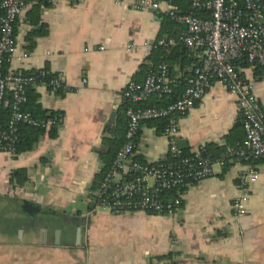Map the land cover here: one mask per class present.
Returning <instances> with one entry per match:
<instances>
[{"label":"crops","instance_id":"obj_1","mask_svg":"<svg viewBox=\"0 0 264 264\" xmlns=\"http://www.w3.org/2000/svg\"><path fill=\"white\" fill-rule=\"evenodd\" d=\"M26 1L6 69L59 77L62 94L42 86L34 91L43 109L63 115L54 137L44 133L17 155L0 152V199L27 200L61 218L55 222L51 214L27 213L7 201L10 209L0 211V264H264V159L237 155L241 114L221 83L180 119L183 150L207 149L215 173L185 189L177 215L110 213L96 204L105 168L100 151L124 140V86L143 80L158 39H177L186 27L169 17L167 5L140 10L135 0ZM176 4L189 8L188 0ZM239 71L255 79L264 105V78L254 67ZM173 73L174 80L183 75L177 66ZM166 151L162 130L145 122L135 138L137 159L155 161ZM19 169L20 177L14 175ZM242 172H249V196L246 213L236 216Z\"/></svg>","mask_w":264,"mask_h":264},{"label":"built area","instance_id":"obj_2","mask_svg":"<svg viewBox=\"0 0 264 264\" xmlns=\"http://www.w3.org/2000/svg\"><path fill=\"white\" fill-rule=\"evenodd\" d=\"M55 5L61 1L44 0ZM26 0H0V115L9 106L6 129L0 130V152L15 155L20 124L47 126L23 109L28 86L62 88L59 77L44 81L42 71L23 73L5 71V64L17 50L15 24L21 19ZM189 11L183 12L176 0H135L140 10H158L166 4L169 17L186 27L177 39H158L155 46L183 44L195 50L198 63L191 69L181 94L166 105L140 106L153 95L170 96L174 79L166 64L160 63L146 72L143 80H129L122 90L125 108V142L94 191L96 204L110 213L146 212L175 216L182 209L185 189L214 175L215 161L198 148L188 154L179 147L180 119L185 116L215 82L221 83L235 97L241 114L244 139L236 148L245 160L264 159V109L255 92V79L236 70L235 63L245 59L250 66L264 71V0H188ZM204 10L207 15L200 16ZM129 44L128 47H131ZM102 48V47H100ZM27 57V53L22 54ZM10 93V100L7 95ZM163 120L162 135L167 151L155 161L135 158V138L142 125ZM249 172L238 177L239 195L233 201L236 216L246 213Z\"/></svg>","mask_w":264,"mask_h":264},{"label":"trees","instance_id":"obj_3","mask_svg":"<svg viewBox=\"0 0 264 264\" xmlns=\"http://www.w3.org/2000/svg\"><path fill=\"white\" fill-rule=\"evenodd\" d=\"M189 3V2H188ZM189 5V4H188ZM186 9V8H185ZM189 11L184 10L183 12ZM200 16L207 15L204 10H200L197 12ZM263 17H264V2H263ZM152 62L151 67L147 68V71L151 68H155L158 64L164 63L169 68V75L172 79H174L173 69L175 66L179 67L180 71L183 72V75L179 78L174 80L173 86V93L170 96L165 95H153L147 101L140 103V106H157V105H166L170 101L177 98L181 92L184 90L186 85V79L191 74V69L197 65L198 57L196 55V51L187 48L181 43L169 46H156L155 52L152 54ZM7 64V63H6ZM5 64V71L7 70ZM250 64L243 58L240 59L238 62L235 63L236 70L239 71L241 68H247ZM42 71V70H37ZM34 72V71H31ZM44 75L42 76L43 80L48 82L51 78H54L55 75L51 73H45L42 71ZM255 75L264 78V71L258 67L254 66ZM28 73V72H23ZM35 86L31 85L27 87L26 94H27V101L23 105V109L29 111L36 119L50 121L52 122L53 128L46 130L45 126H32L28 124H20L17 130V140L15 142L16 152L15 154H19L28 150H31L35 143L38 141L39 137L42 136L44 133H47L50 137H54L56 135V128H54L57 124L60 123L63 113L59 111H51L46 110L41 107L39 103L36 102L37 94L34 91ZM50 89V87H47ZM58 94H62L64 92V88H58L55 90ZM10 93L7 95V99L10 100ZM127 103L124 105V111L127 107ZM264 109V106H263ZM9 115V106L3 108L0 115V130L6 129V124ZM147 122H152L158 130L163 129L164 122L163 120H150ZM125 142V139L122 142H112L106 143L105 147H103L100 151L101 158L105 163V168L103 173L109 167L111 162L113 161L116 151L121 147V145ZM185 154H188L186 150H183ZM207 149H202V153L208 155ZM137 159V157L135 156ZM139 160V159H137ZM140 161V160H139ZM102 173V174H103ZM22 169L15 170V176H21ZM25 178H20V182L24 181ZM101 179V178H100Z\"/></svg>","mask_w":264,"mask_h":264},{"label":"water","instance_id":"obj_4","mask_svg":"<svg viewBox=\"0 0 264 264\" xmlns=\"http://www.w3.org/2000/svg\"><path fill=\"white\" fill-rule=\"evenodd\" d=\"M263 22H264V19H263ZM178 145L182 149L185 148L184 140H179ZM7 201L15 202L16 206L18 203L20 205V208L22 209V211L27 212V213L36 211L38 214H41V215H48V214L50 215L51 214V216L53 217L55 222H57L58 220H60L59 218H61V216L57 212H55L53 209L44 208V207H42L38 204H35L33 202H30L27 200L15 199V198L13 200H8L6 197L3 199H0V211L10 209V206L8 208L5 204ZM11 208H12V206H11ZM11 210H15V208H12ZM53 219H51V221H49L50 226L54 223ZM57 231H58V229L56 230V234H57ZM76 232H77V239H79V229H77Z\"/></svg>","mask_w":264,"mask_h":264}]
</instances>
